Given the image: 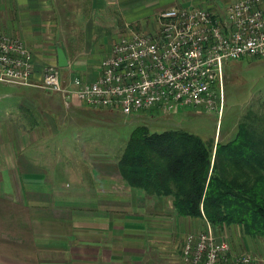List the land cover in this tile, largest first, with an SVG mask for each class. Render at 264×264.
Returning <instances> with one entry per match:
<instances>
[{"label":"crops","instance_id":"obj_1","mask_svg":"<svg viewBox=\"0 0 264 264\" xmlns=\"http://www.w3.org/2000/svg\"><path fill=\"white\" fill-rule=\"evenodd\" d=\"M219 4L0 0V29L21 37L33 52V82L48 64H57L69 85L75 76L98 78L114 43L130 28L154 30L162 10L202 5L215 12ZM58 48L65 66L58 63ZM22 85L29 87L22 116L0 124V264H184L185 236L205 230L208 221L178 214L170 196L131 186L118 165L125 141L84 130L93 116L118 109L92 108L77 98L66 102L60 92ZM71 112L76 115L69 120ZM214 228L235 251L264 264V235L248 234L237 223Z\"/></svg>","mask_w":264,"mask_h":264},{"label":"built area","instance_id":"obj_2","mask_svg":"<svg viewBox=\"0 0 264 264\" xmlns=\"http://www.w3.org/2000/svg\"><path fill=\"white\" fill-rule=\"evenodd\" d=\"M158 26L130 28L101 61L98 78L75 76L63 84L57 64H48L32 81L34 56L17 35L0 33V82L34 84L77 98L92 108L118 109L125 115L168 114L180 108L224 104V67L244 56L264 58V0H234L219 15L202 5L170 7ZM184 264H258L247 251H235L228 238L207 222L190 231L182 248Z\"/></svg>","mask_w":264,"mask_h":264},{"label":"trees","instance_id":"obj_3","mask_svg":"<svg viewBox=\"0 0 264 264\" xmlns=\"http://www.w3.org/2000/svg\"><path fill=\"white\" fill-rule=\"evenodd\" d=\"M118 165L131 186L170 196L180 215L264 235V113L247 109L236 133L216 142L182 128L137 123Z\"/></svg>","mask_w":264,"mask_h":264},{"label":"rangeland","instance_id":"obj_4","mask_svg":"<svg viewBox=\"0 0 264 264\" xmlns=\"http://www.w3.org/2000/svg\"><path fill=\"white\" fill-rule=\"evenodd\" d=\"M231 1L219 0L222 3L219 6L224 7ZM221 8L215 6L213 9L222 15ZM0 33L5 34V31L0 29ZM28 88L22 83L0 82V124L15 114H21V106L27 105L23 96ZM223 97V112L220 115L217 108L206 110L201 107L180 108L168 114L154 111L139 116H128L114 110L110 116H93L89 119L92 123L84 130L100 135L106 141H126L137 123H146L151 130L182 128L204 140H226L236 133L238 120L247 109L264 113V58L244 56L225 64ZM74 115L76 113L71 112L68 119Z\"/></svg>","mask_w":264,"mask_h":264},{"label":"water","instance_id":"obj_5","mask_svg":"<svg viewBox=\"0 0 264 264\" xmlns=\"http://www.w3.org/2000/svg\"><path fill=\"white\" fill-rule=\"evenodd\" d=\"M58 63L60 66L67 65V58L62 48H58Z\"/></svg>","mask_w":264,"mask_h":264}]
</instances>
